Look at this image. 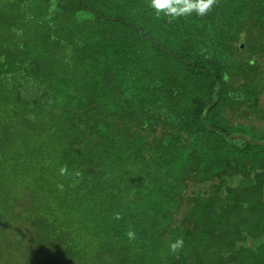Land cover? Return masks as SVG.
Masks as SVG:
<instances>
[{"label": "trees", "instance_id": "16d2710c", "mask_svg": "<svg viewBox=\"0 0 264 264\" xmlns=\"http://www.w3.org/2000/svg\"><path fill=\"white\" fill-rule=\"evenodd\" d=\"M55 2L0 0V264L264 254V0Z\"/></svg>", "mask_w": 264, "mask_h": 264}, {"label": "clouds", "instance_id": "9594fccd", "mask_svg": "<svg viewBox=\"0 0 264 264\" xmlns=\"http://www.w3.org/2000/svg\"><path fill=\"white\" fill-rule=\"evenodd\" d=\"M219 0H149V7L154 11L157 18L165 17L168 23H172L181 17H188L195 13L197 16L203 17L208 15L213 8L218 4ZM56 9V2L52 0L50 4V11ZM243 46V45H242ZM61 176L75 177L74 183H77L82 178L80 171L69 173L66 165L59 169ZM57 187L63 191V184H58ZM114 219L119 220L122 218L120 213L114 214ZM127 238L132 241L136 238V232L133 228H129L126 233ZM169 251L177 254L184 247V240L177 238L171 241L168 245Z\"/></svg>", "mask_w": 264, "mask_h": 264}, {"label": "rangeland", "instance_id": "374dc122", "mask_svg": "<svg viewBox=\"0 0 264 264\" xmlns=\"http://www.w3.org/2000/svg\"><path fill=\"white\" fill-rule=\"evenodd\" d=\"M239 45L242 46V44H239ZM260 97H261V105H263V107H264V95L260 96ZM249 116H250V118H249ZM249 116L246 117L247 122H252L256 125H258L260 123L258 121L259 119L256 116H254V115H252L253 117L251 115H249ZM263 117H264V113H263ZM237 118L232 117V120L233 121H235V120L236 121H238V120L243 121V119L245 120V118H240L239 116ZM232 120H231V122H232ZM201 188L203 190H206L207 186H201ZM189 190L187 192H189ZM247 235L248 234L246 233V236ZM248 237H249V239H251L253 236L251 235ZM258 237H259V239H264L263 238L264 232L259 233ZM247 243H248V245H250L249 241ZM263 244H264V242H263ZM250 248H253V250H254L255 246L253 245V247H250ZM195 255H196V257H198L201 260H204V258H206L207 259L206 264H264V254H258V253H256V254H242L241 252H236L235 254H231V256H229V254H195Z\"/></svg>", "mask_w": 264, "mask_h": 264}, {"label": "bare ground", "instance_id": "6f19581e", "mask_svg": "<svg viewBox=\"0 0 264 264\" xmlns=\"http://www.w3.org/2000/svg\"><path fill=\"white\" fill-rule=\"evenodd\" d=\"M231 111V110H230ZM237 112V111H236ZM235 113V112H234ZM252 116V115H251ZM233 117V116H232ZM243 117V116H242ZM245 117V116H244ZM253 117V116H252ZM251 117V118H252ZM260 117V116H259ZM261 117H263L262 115H261ZM249 118H250V116H249ZM238 119V118H237ZM257 120V119H256ZM240 121V120H239ZM243 121H244V119H243ZM253 121V120H252ZM259 121V120H258ZM241 122V121H240ZM244 123V122H243ZM249 123V122H248ZM254 128V127H253ZM261 128H264V127H261ZM255 129V128H254ZM257 129V128H256ZM263 130V129H262ZM257 131V130H256ZM259 131V130H258ZM245 136V135H244ZM244 138V137H243ZM246 138V137H245ZM246 140V139H245Z\"/></svg>", "mask_w": 264, "mask_h": 264}, {"label": "flooded vegetation", "instance_id": "af4514ba", "mask_svg": "<svg viewBox=\"0 0 264 264\" xmlns=\"http://www.w3.org/2000/svg\"><path fill=\"white\" fill-rule=\"evenodd\" d=\"M250 242V241H249Z\"/></svg>", "mask_w": 264, "mask_h": 264}]
</instances>
